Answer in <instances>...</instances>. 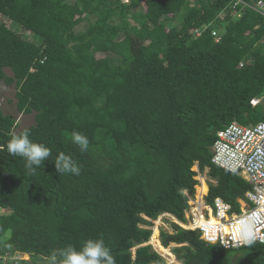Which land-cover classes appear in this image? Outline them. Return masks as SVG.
I'll return each mask as SVG.
<instances>
[{
	"label": "trees",
	"instance_id": "obj_1",
	"mask_svg": "<svg viewBox=\"0 0 264 264\" xmlns=\"http://www.w3.org/2000/svg\"><path fill=\"white\" fill-rule=\"evenodd\" d=\"M171 15L178 28L165 31ZM0 17L23 32L0 23V81L14 86L18 114H35L30 139L51 149L35 175L0 151V264L49 262L53 250L101 237L116 264H166L146 246L147 220L185 222L195 165L214 182L206 202L239 212L248 185L213 166L209 149L230 124L264 121L250 107L264 95V19L248 9L234 18L230 0H0ZM108 49L114 59H96ZM15 128L0 111V145ZM73 131L88 137L87 152ZM61 152L79 176L56 171ZM160 242L180 264H230L239 253L236 264H264V246L225 251L175 225Z\"/></svg>",
	"mask_w": 264,
	"mask_h": 264
},
{
	"label": "built area",
	"instance_id": "obj_2",
	"mask_svg": "<svg viewBox=\"0 0 264 264\" xmlns=\"http://www.w3.org/2000/svg\"><path fill=\"white\" fill-rule=\"evenodd\" d=\"M132 1L120 0V4L128 6ZM230 8L236 18L242 15L244 9H248L264 19V0H230ZM192 35L199 37L200 32L194 31ZM211 36L217 43L218 34L212 32ZM242 67L241 64L240 68ZM250 107L264 110V95L253 98ZM209 152L213 166L240 177L248 185L243 199L236 201L239 212H233L231 206L221 199H215L212 204L206 202L208 185L214 182L207 178L206 171L201 173L195 165L192 169L195 174L193 180L197 182L195 192L193 196L184 192L187 205L185 222L180 223L167 214L154 221L147 220L151 224L149 230L152 234L146 246L151 247L161 258L163 256L156 251L160 247V233L157 240L153 235L154 229L162 226L163 218L169 220L170 226L198 233L202 242L211 246L218 245L225 251L249 245L264 246V121L247 127L237 123L230 124L217 133ZM203 187L204 193L199 195ZM248 239L252 240L251 244L244 243ZM6 261L7 258H4L2 264H6Z\"/></svg>",
	"mask_w": 264,
	"mask_h": 264
},
{
	"label": "clouds",
	"instance_id": "obj_3",
	"mask_svg": "<svg viewBox=\"0 0 264 264\" xmlns=\"http://www.w3.org/2000/svg\"><path fill=\"white\" fill-rule=\"evenodd\" d=\"M8 135L10 138L6 145H0V151H3L6 147L8 155L24 160L26 174L35 175L36 170L42 165L44 166V162L51 156V149L42 143L33 142L30 139L31 133L29 130H24L19 134L10 132ZM71 142L77 145L81 152H87L90 144L88 137L79 131L71 133ZM54 164L60 175H80L82 166L63 152L59 153L54 159ZM244 243L251 244L252 240H245ZM24 257H28V260L22 259ZM17 258L21 259L17 261H30L28 255H18ZM48 261L49 264H116L115 257L103 237L85 240L79 248L68 244L60 249L53 250L48 257ZM8 262L11 261L7 260L6 264Z\"/></svg>",
	"mask_w": 264,
	"mask_h": 264
},
{
	"label": "rangeland",
	"instance_id": "obj_4",
	"mask_svg": "<svg viewBox=\"0 0 264 264\" xmlns=\"http://www.w3.org/2000/svg\"><path fill=\"white\" fill-rule=\"evenodd\" d=\"M76 17H80V15L78 13L74 14ZM236 18V17H234ZM0 23H4L7 28H9L10 30H12L13 32L17 33V34H23L22 30L18 29L17 27H14L10 22H8L7 20L3 19L2 17H0ZM150 26V25H149ZM87 27L86 23L81 24L79 27H77L75 29L76 33H82L85 31ZM165 27V31L170 30L171 28H178V23L176 21L175 16L171 15L170 17V22L164 24ZM158 27H151L150 29H153L154 31H157ZM160 28V27H159ZM28 39L31 40V35L27 34ZM124 42L123 37H117L113 39V44H117V43H122ZM95 57L97 60H100L102 63H105L107 60H112L115 58L114 55V50L113 49H108L106 51H99V52H95ZM5 75L7 77H11V73L8 70L4 71ZM14 95H15V89L14 86H6L4 85L3 82L0 81V111H2L5 115H8L10 117H12L15 122H16V128L14 129V133L19 134L20 132L28 129L29 127L34 126L35 121H34V115H29V116H24V115H20L17 113L16 108H15V99H14ZM154 239L157 240L160 231H164L166 233H171V226H170V222L168 219L163 218L162 219V226H160V228H156L154 229ZM159 246L156 248V251L163 256V260L165 261L166 264H172V263H176V264H180L179 262H177L175 260V256L172 253V249H176L174 245H170L168 248L164 249L162 248V246L160 245L159 242ZM163 251H162V250ZM241 253L236 254L235 256L231 257L228 262L230 264H236V261L241 257ZM24 260H28L27 258H22ZM30 263L28 264H32L33 261H29ZM37 264H49V262H47L46 260H39Z\"/></svg>",
	"mask_w": 264,
	"mask_h": 264
},
{
	"label": "bare ground",
	"instance_id": "obj_5",
	"mask_svg": "<svg viewBox=\"0 0 264 264\" xmlns=\"http://www.w3.org/2000/svg\"><path fill=\"white\" fill-rule=\"evenodd\" d=\"M205 188L203 187L202 190L199 191V195L204 193ZM162 250V249H161ZM163 251V250H162Z\"/></svg>",
	"mask_w": 264,
	"mask_h": 264
}]
</instances>
